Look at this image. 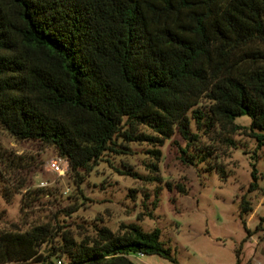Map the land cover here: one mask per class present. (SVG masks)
Segmentation results:
<instances>
[{
    "label": "trees",
    "instance_id": "1",
    "mask_svg": "<svg viewBox=\"0 0 264 264\" xmlns=\"http://www.w3.org/2000/svg\"><path fill=\"white\" fill-rule=\"evenodd\" d=\"M243 116L249 127L234 122ZM0 125L52 146L79 178L106 151L123 153L113 146L129 149L117 139L154 147L157 160L178 132L180 160L195 167L220 157L217 144L235 147L242 129L262 149L264 0H0ZM216 169L226 175L223 164ZM251 177L248 192L258 188L255 164ZM159 193L145 194L137 220L153 218ZM250 211L243 195L240 218ZM98 221L81 240L51 223L0 229V264H88L129 253L177 264L159 228L123 222L113 231Z\"/></svg>",
    "mask_w": 264,
    "mask_h": 264
},
{
    "label": "rangeland",
    "instance_id": "2",
    "mask_svg": "<svg viewBox=\"0 0 264 264\" xmlns=\"http://www.w3.org/2000/svg\"><path fill=\"white\" fill-rule=\"evenodd\" d=\"M234 122L249 127L250 118ZM208 138L201 134V142H209ZM232 138L235 147L217 144L220 157L196 167L181 162L179 147L185 140L178 132L158 147L161 156L157 160L149 152L154 147L117 139L116 143L129 149L113 146L123 153L106 151L89 170L79 171V178L52 146L16 139L0 125V229L23 231L51 223L81 240L95 234L99 219L113 231L120 223L137 222L145 231L161 230V240L177 264H236L237 249L239 264H264V148H256L249 129L237 131ZM52 160L67 168L63 174L51 170ZM209 163L214 164L212 170L205 168ZM216 164L224 165L225 176ZM253 164L258 188L248 192ZM131 171L141 178L130 175ZM155 176L161 181H154ZM156 190L160 193L153 218L144 215L137 220L144 210L145 194L151 200ZM243 195L251 211L241 219ZM126 257L132 264H175L156 254L129 253Z\"/></svg>",
    "mask_w": 264,
    "mask_h": 264
},
{
    "label": "built area",
    "instance_id": "3",
    "mask_svg": "<svg viewBox=\"0 0 264 264\" xmlns=\"http://www.w3.org/2000/svg\"><path fill=\"white\" fill-rule=\"evenodd\" d=\"M64 160V159H63ZM65 164H66V167H67V161L64 160ZM50 168L51 170H53L54 172L58 173V174H63L65 172V170L67 169L66 167L64 166H61V164L59 163L58 160H52L50 162ZM140 255H142L141 253H139ZM61 262L58 261V264H60Z\"/></svg>",
    "mask_w": 264,
    "mask_h": 264
},
{
    "label": "water",
    "instance_id": "4",
    "mask_svg": "<svg viewBox=\"0 0 264 264\" xmlns=\"http://www.w3.org/2000/svg\"><path fill=\"white\" fill-rule=\"evenodd\" d=\"M88 264H132L127 257H116L113 261L109 262H91Z\"/></svg>",
    "mask_w": 264,
    "mask_h": 264
}]
</instances>
